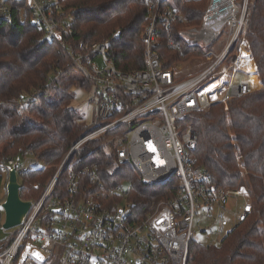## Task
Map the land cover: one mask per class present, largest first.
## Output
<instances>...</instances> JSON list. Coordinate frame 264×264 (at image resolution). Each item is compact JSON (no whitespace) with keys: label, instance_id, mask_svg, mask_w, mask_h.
<instances>
[{"label":"built area","instance_id":"obj_1","mask_svg":"<svg viewBox=\"0 0 264 264\" xmlns=\"http://www.w3.org/2000/svg\"><path fill=\"white\" fill-rule=\"evenodd\" d=\"M15 2L29 10L23 19L29 18L46 38L62 42L95 88L100 125L63 156L23 224L0 240V264H188L192 244L213 245L223 231L247 220L252 212L247 190L211 182L195 155L199 136L189 120L252 92L249 73L237 80L240 51L248 49L242 38L251 0H208L199 25L178 0H148L145 69L130 73L115 65L108 42L77 46L63 41L72 33V17L64 14L60 0H0V24H13ZM167 32L169 49L182 53L179 39L196 47L193 53L205 58L200 70L183 76V62L165 67L158 49ZM220 39L222 45L213 48ZM100 138H106L105 150L118 165L137 171L143 186L168 185V197L146 217L134 214L132 184L109 182L115 173L103 171L97 160L73 161L84 144ZM40 165L29 146L24 156L8 160L7 171L16 170L19 177ZM198 211L205 212L209 226L201 227ZM196 231L207 242H197Z\"/></svg>","mask_w":264,"mask_h":264},{"label":"trees","instance_id":"obj_2","mask_svg":"<svg viewBox=\"0 0 264 264\" xmlns=\"http://www.w3.org/2000/svg\"><path fill=\"white\" fill-rule=\"evenodd\" d=\"M182 4L183 0H178ZM64 14L71 16L72 33L67 44L109 43L115 65L125 71L145 69L142 33L149 22L148 0H60ZM208 0L182 4L185 14L199 25ZM13 6V4H12ZM23 2L13 6V24H0V191L8 181L7 162L22 157L32 146L42 168L19 175L24 201L39 200L54 177L63 156L100 125H84L68 106L73 88L91 89L79 73L62 42L46 38L31 20ZM120 32L119 38H115ZM169 32L162 36L159 55L166 68L196 47L179 39L183 52L171 50ZM246 37L263 88L216 103L208 111L194 114L199 142L195 155L222 189L245 188L251 197L252 212L247 220L231 228L213 245H191L188 264H264V0H251ZM115 132H113L114 134ZM108 135L107 137H109ZM112 136V133H111ZM106 138L84 144L73 161L84 165L97 160L103 171L114 172L109 182L133 185L134 214L144 218L168 197V185L143 186L137 171L118 165L107 153ZM65 181V177L63 179ZM56 194L53 195V197Z\"/></svg>","mask_w":264,"mask_h":264},{"label":"rangeland","instance_id":"obj_3","mask_svg":"<svg viewBox=\"0 0 264 264\" xmlns=\"http://www.w3.org/2000/svg\"><path fill=\"white\" fill-rule=\"evenodd\" d=\"M73 19V18H72ZM246 33H247V29L246 32L243 36V40L246 41V43L248 44V49L247 51L245 50L246 48H244V46L242 47V50L240 51L241 54L243 55V60L242 62H240L241 68L240 69V73L242 74H238L237 75V80H242V76L245 77L248 75H246V73H249V78L251 79L252 82H254V86L252 91H259L263 88V85H261V89L260 85L258 84L257 78L259 79V83H261V79L259 78V75L257 74V65L255 60L252 58L251 55V51L249 50V42L248 39L246 37ZM222 45V39L216 41L215 43L212 44L213 48H219ZM239 52V54H240ZM172 62L174 63H180L183 62L182 69H183V76H188L191 73H194L198 70H200L204 63H205V58L198 56L195 52L194 53H188L185 57H180L179 60H172ZM246 62V63H245ZM181 69V70H182ZM257 77V78H256ZM255 84L257 85V87L255 86ZM71 95H72V99L69 101L68 106L73 108L79 116V121L82 122L84 125H87L89 127H93L96 124H98L99 119H98V107L97 104L94 102L96 100V93H95V88H91V89H83V88H73L71 91ZM209 110V109H208ZM206 110V111H208ZM42 165H40L41 167ZM128 187V186H126ZM5 197V189H1L0 191V240H4L6 237L9 236V234L13 233L16 229L13 228L11 230H4L3 229V223L5 220V213L4 210L2 208V204H3V198ZM246 200L250 203L251 201V197L249 199V193L248 196L246 197ZM252 203V202H251ZM198 216L200 219V224L202 228H205L207 226H209L210 222L209 219H207L205 216V212L204 211H198ZM202 219H201V218ZM225 231H223V236L225 235ZM196 240L197 242H207L206 238L203 237L200 233H198V231H196Z\"/></svg>","mask_w":264,"mask_h":264},{"label":"water","instance_id":"obj_4","mask_svg":"<svg viewBox=\"0 0 264 264\" xmlns=\"http://www.w3.org/2000/svg\"><path fill=\"white\" fill-rule=\"evenodd\" d=\"M120 35L121 33L118 32L115 38H119ZM21 188L22 185L19 182L16 170L9 171L6 185L7 194L2 204L5 213L3 229L6 231L23 224L33 206V201L22 200L20 195Z\"/></svg>","mask_w":264,"mask_h":264},{"label":"crops","instance_id":"obj_5","mask_svg":"<svg viewBox=\"0 0 264 264\" xmlns=\"http://www.w3.org/2000/svg\"><path fill=\"white\" fill-rule=\"evenodd\" d=\"M256 78H257V77H256ZM257 81H258V84L260 85V88H258V89H261V88H262V87H261L262 84L259 83V79H258V78H257ZM253 86H254V82H252V87H253Z\"/></svg>","mask_w":264,"mask_h":264},{"label":"bare ground","instance_id":"obj_6","mask_svg":"<svg viewBox=\"0 0 264 264\" xmlns=\"http://www.w3.org/2000/svg\"><path fill=\"white\" fill-rule=\"evenodd\" d=\"M242 60H243V59H241V61H240V62H242ZM245 63H246V62H245ZM213 86H214V85H212V86H211V88H212ZM255 86L257 87V85H256V84H255Z\"/></svg>","mask_w":264,"mask_h":264}]
</instances>
